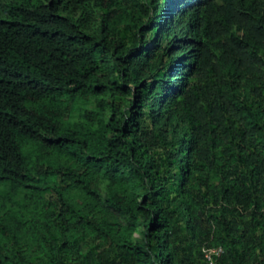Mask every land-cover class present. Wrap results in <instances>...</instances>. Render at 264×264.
Segmentation results:
<instances>
[{"label":"trees","instance_id":"16d2710c","mask_svg":"<svg viewBox=\"0 0 264 264\" xmlns=\"http://www.w3.org/2000/svg\"><path fill=\"white\" fill-rule=\"evenodd\" d=\"M264 264V0H0V264Z\"/></svg>","mask_w":264,"mask_h":264},{"label":"built area","instance_id":"2783aa9c","mask_svg":"<svg viewBox=\"0 0 264 264\" xmlns=\"http://www.w3.org/2000/svg\"><path fill=\"white\" fill-rule=\"evenodd\" d=\"M223 253L222 247H214L205 251V258L208 264H216V258Z\"/></svg>","mask_w":264,"mask_h":264}]
</instances>
